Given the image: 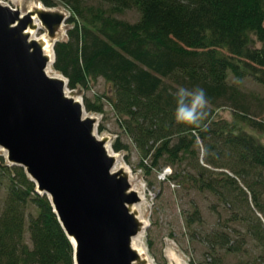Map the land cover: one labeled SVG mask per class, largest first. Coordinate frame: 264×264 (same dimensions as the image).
<instances>
[{"label":"trees","instance_id":"trees-1","mask_svg":"<svg viewBox=\"0 0 264 264\" xmlns=\"http://www.w3.org/2000/svg\"><path fill=\"white\" fill-rule=\"evenodd\" d=\"M38 2L69 12L65 39L54 44L52 69L69 90L93 94L83 99L85 111L103 119L108 105L138 151L139 168H169L167 179L186 192L210 194L231 212L201 231L197 206L189 205L191 213L183 215L189 239L204 246L202 260L189 264H229L224 256L242 252L247 240L257 246V256L236 264H264V226L257 216L264 219V145L241 129L264 135V119L252 112L257 96L230 81V76L238 83L249 78L264 88V0ZM131 10L138 14L135 22L120 18ZM99 80L105 85L101 95L93 90ZM181 87H201L207 94L206 117L198 128L174 120ZM226 107L232 120L217 119ZM104 131L101 122L97 132ZM200 146L206 150L202 159ZM112 150L129 151V145L117 137ZM0 169L6 181L0 264H73L72 245L47 196L36 193L22 168L0 164Z\"/></svg>","mask_w":264,"mask_h":264},{"label":"water","instance_id":"water-1","mask_svg":"<svg viewBox=\"0 0 264 264\" xmlns=\"http://www.w3.org/2000/svg\"><path fill=\"white\" fill-rule=\"evenodd\" d=\"M41 8L22 14L0 3V149L47 196L73 264H144L131 246L143 229L131 210L140 199L125 173L112 171L115 154L96 135L97 120L67 96L63 76L47 75L57 41L50 59L28 32L39 22L54 38L68 16Z\"/></svg>","mask_w":264,"mask_h":264},{"label":"rangeland","instance_id":"rangeland-1","mask_svg":"<svg viewBox=\"0 0 264 264\" xmlns=\"http://www.w3.org/2000/svg\"><path fill=\"white\" fill-rule=\"evenodd\" d=\"M1 2L2 5H7L14 10L18 9L22 14L34 10L36 8L35 6L38 4L40 9L42 7L38 0H0V3ZM50 11L62 13L66 17L69 16V12L61 6L50 9ZM35 18L37 17L35 16ZM120 18L132 23L138 19V14L136 11L131 10L126 12ZM66 31L67 27L66 24H64L58 29L56 36L50 38L47 35L46 30L38 22L37 29L33 31L30 37L39 41L44 48L48 46L51 48L54 41L65 39ZM50 70L56 74L52 67ZM51 74L52 73L50 72V75ZM58 76L61 75L58 74ZM230 81L237 84L243 92H246L251 96H257V100L252 107V112L259 119H264V88H261L249 78L238 83L230 76ZM93 90L96 94L101 95L105 91L104 83L99 80L93 85ZM66 94L68 97H72L74 100L82 102V104L84 98H90L93 95L91 92L83 93L79 89L71 91L67 88ZM104 111L105 114L103 115V119L102 115L86 114L97 120L95 133L100 139H108V144H110L111 148L110 153L113 154L114 152L112 150V143L117 137L120 138L122 143L129 145V151L119 153L114 152L117 166L115 172L122 170L125 173L130 188L140 199V201L133 206L136 208L134 214L138 221L142 223L143 227L137 235L139 236V249H135L137 253L140 252V259L144 264H189L190 259L201 261L204 246L198 244L197 241H190L189 232L185 227V219L183 215L191 213L189 205L197 206L196 208L199 211V216L202 223H204L201 231H210V229L214 228L218 223V215L221 216V220H225L230 217L231 212L223 205L219 204L210 194L198 193L193 190L186 192L183 185L167 179L172 175L169 168H163V171L160 172L156 170L145 171L142 168H139L140 157L137 149L118 128L115 117L112 115L111 108L108 105H105ZM216 118L226 121L232 120L231 110L227 107L219 109ZM101 122L105 131L102 134H98V126ZM241 129L247 134L252 135L258 140V142L264 145L263 134L249 131L245 126H241ZM203 155L200 146V159H202ZM0 156L4 159V161L0 163L2 166H15L7 161L6 153H4L2 149H0ZM4 177L5 176L0 175V198H3L4 196V186L6 183ZM238 184L240 186L243 185L241 180L238 181ZM1 204L0 200V210ZM262 204L264 205V194ZM131 210L133 211V209ZM30 211L35 215V210L31 209ZM257 216L262 220L264 226V219L259 214ZM235 226L243 233L244 227L240 222L235 224ZM196 229L197 232L200 231L197 226ZM24 238L26 243L29 244V237L27 234L24 235ZM257 253V246L252 241L247 240L246 244L243 246L242 252L235 255L224 256V260L229 264H236L243 261L252 262L257 256Z\"/></svg>","mask_w":264,"mask_h":264},{"label":"clouds","instance_id":"clouds-1","mask_svg":"<svg viewBox=\"0 0 264 264\" xmlns=\"http://www.w3.org/2000/svg\"><path fill=\"white\" fill-rule=\"evenodd\" d=\"M208 98L205 90L197 87L193 90L179 88L176 93L174 120L187 128H198L206 117ZM202 149V155L204 153Z\"/></svg>","mask_w":264,"mask_h":264},{"label":"bare ground","instance_id":"bare-ground-1","mask_svg":"<svg viewBox=\"0 0 264 264\" xmlns=\"http://www.w3.org/2000/svg\"><path fill=\"white\" fill-rule=\"evenodd\" d=\"M1 4H2V2H1ZM39 5V4H38ZM38 5H36L35 7L37 8L38 7ZM5 6H7V5H5ZM42 9V8H41ZM34 22L36 23L37 21H36V19L34 18ZM33 31H35V30H28V32H29V34L30 35H32V33H33ZM44 52H45V54L46 55H49V57H50V59L52 58V53H51V48H50V46H48V47H45L44 48ZM51 65H50V63L48 64V66H47V68H46V73H47V75L48 76H50V77H54V78H60L59 76H58V74L56 73V74H54L51 70ZM50 72L52 73L51 75H50ZM3 151V150H2ZM5 153V152H4ZM109 153H110V150H109ZM110 154H112V153H110ZM116 166V163H115V165H114V168H113V172H115L116 171V169H117V166ZM132 209L135 211L136 210V208L135 207H132ZM138 242H139V236H136L135 238H133L132 239V244H131V246H132V248L133 249H136V250H138L139 248H138ZM139 252V251H138ZM139 255H141L140 254V252L138 253Z\"/></svg>","mask_w":264,"mask_h":264}]
</instances>
